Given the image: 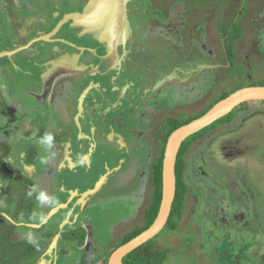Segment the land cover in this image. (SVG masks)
<instances>
[{"label": "flooded vegetation", "instance_id": "af4514ba", "mask_svg": "<svg viewBox=\"0 0 264 264\" xmlns=\"http://www.w3.org/2000/svg\"><path fill=\"white\" fill-rule=\"evenodd\" d=\"M62 1L63 10L57 20L35 8L39 0L30 3L22 0L20 7L16 4L19 8L10 11V25L3 24L9 39L16 37V44L25 43L8 52L27 47L0 58L15 59L14 73L19 77L11 82L14 87L25 85L35 94L40 93L41 83L35 75L47 69L53 60L77 54L71 63L65 62L56 71L62 74L73 67L66 78L58 75L62 84L53 88L52 108L45 104L24 107L13 96V87L11 97L20 108L15 111L5 101L8 89L3 85L9 80L0 75V220L17 232L19 228H28L27 234L38 238L39 248L26 241L31 264H37V256L68 225V228L86 225L87 231H94L98 227L97 217L105 207L116 204L128 208L130 203L137 202L136 196H140L143 187L146 192L148 186H154L152 164L163 150L165 153L177 126L200 118L238 90L264 86V0H141L144 20L168 24L176 17L179 26L182 21L181 54L192 63L199 58L210 68L204 72L197 64L198 78L205 83L181 99L172 96L177 94L170 92L171 88L164 90L158 65L153 69L146 63L150 58L142 55L134 38H130L129 44L113 47L90 38L80 40L67 23L52 35L66 16L80 13L86 4V0H73L70 5L68 0ZM24 23L28 25L23 27ZM34 26L38 34L32 37L29 31ZM20 31H25L24 35ZM47 33L50 36L46 41L39 40ZM59 33L63 36L59 37ZM151 69L154 76L148 73ZM148 79L153 84L143 86ZM151 87H155L154 94L146 95ZM125 90L134 92V96L127 94L119 102L123 98L114 95H123ZM112 97L116 104L111 103ZM116 108L117 112L102 114V110ZM54 120L67 123L53 128ZM20 121L27 124L22 134L15 126ZM44 132H52L55 137L52 151L56 156L48 163L43 162L48 153L39 143ZM18 134L24 139L19 140ZM222 138L226 139L217 147ZM209 166L219 169L222 175L212 173ZM175 173L176 193L182 195L181 207L174 216L175 228L165 227L146 243L150 244L147 251L165 254L159 251L157 240L170 230L176 246L187 240L188 245L184 242L174 253L190 248L188 264H199V256L207 264H214L217 257L225 259L226 264H264V101L244 103L189 137L180 148ZM47 176L60 179V189L65 188L63 192L71 201V204L65 201V207L56 213L59 224L51 222L56 215L50 219V207L40 208L36 194L28 195L33 186L46 191ZM94 189L97 193L91 195ZM189 189L198 190L199 195L206 191L207 197H200L201 201L188 213L184 206ZM210 195L220 207L211 209L207 204ZM25 209L26 214L21 213ZM255 209L263 210L260 220H253ZM229 211L231 214H227ZM33 212L49 215L47 223L37 226L31 222L26 226L20 222L29 221ZM68 217L73 221H67ZM143 222L135 233L146 228V216ZM24 237L19 233L12 235V255L16 258L20 256L19 241ZM120 246H113L110 256ZM69 248L67 254L61 255L70 254L71 258L79 252L82 255L61 264H94L98 258L90 247L83 251L72 245Z\"/></svg>", "mask_w": 264, "mask_h": 264}, {"label": "bare ground", "instance_id": "6f19581e", "mask_svg": "<svg viewBox=\"0 0 264 264\" xmlns=\"http://www.w3.org/2000/svg\"><path fill=\"white\" fill-rule=\"evenodd\" d=\"M77 1L80 2L81 0ZM28 2L30 3V0H28ZM71 2H73V0H68L67 5H70ZM140 2L141 0H86L85 6L80 13L78 12L76 14V17H73L72 14L67 16V25L69 29L76 28L80 32L83 31L86 34L95 36V38H103L106 33L108 34L106 37L109 39L113 38L115 42L122 40L123 43L129 44L130 38H134L133 40H135L136 46L141 49L142 55L144 57L149 56L150 58L146 60V63L152 66L153 69H156V65H158V72L161 75L164 90L171 88L170 92L177 94V96H172L181 99L185 97L188 92L196 91V89L200 88L205 83L204 80L201 81L199 80L200 78H198L199 69L197 68V64H199L204 72H209L210 68L203 64V60L199 58L195 59L197 63L194 61L192 63L190 62L191 60L181 54L179 31L182 21L179 26L180 23L176 17H172L168 24H160L154 19L144 20V13L140 9ZM31 4L33 5V3ZM37 4L35 8L47 14L51 19L57 20L61 16L63 10L62 0H39ZM76 56L77 54L75 53L65 55V57H63L65 58L64 62L71 63L70 60H74ZM72 69L73 67L70 66L62 74H58L51 72L48 68L43 70L39 75L36 74V79L41 83L42 90L40 93L35 94L25 85H16L13 89V93L16 98L24 101L28 105L45 104L47 106L50 105L52 108L54 104L51 100L53 97L51 94L54 86L57 85L59 81L58 75L64 79L69 75ZM153 69L150 71L148 70L151 76L155 74ZM152 81L153 80L148 79V83L142 85L151 86L153 84L151 83ZM128 91L129 90H125L123 95L116 93L114 96L119 98H123L127 94L128 96H134V92L129 93ZM154 91L155 87H151L147 94H145L152 95ZM161 91L162 89L158 92ZM120 100H124V98L119 99V102H121ZM110 101L111 103H117V101L115 102V100H113V97L110 98ZM116 107L118 108V105H116ZM117 108L114 110H102V114H112L117 112ZM98 109L100 110L101 108ZM52 111L54 113L55 110L52 109ZM54 121L56 123H53V128H58L67 123L65 120ZM54 180L57 182L60 181L59 178L53 179V181Z\"/></svg>", "mask_w": 264, "mask_h": 264}, {"label": "rangeland", "instance_id": "374dc122", "mask_svg": "<svg viewBox=\"0 0 264 264\" xmlns=\"http://www.w3.org/2000/svg\"><path fill=\"white\" fill-rule=\"evenodd\" d=\"M21 1L22 0H0V53L14 50L25 44V43H22L23 41H19L18 42L19 44H16L15 42V40L17 39L16 37H12L9 39L8 30L6 29V25H3L6 23L10 25V22H9L10 21L9 20L10 11L13 10V8H19L20 5H22ZM16 4L19 7H16ZM77 13L78 12H73L70 14L75 15ZM12 16L16 17V14L12 12ZM31 20H32L31 22L33 23H35L36 21V20H33V18ZM20 21L22 20L20 19ZM26 21H29V20H26ZM27 25L28 24L24 23L23 27H26ZM57 28H55L54 31ZM20 32L24 35L25 31L24 32L20 31ZM29 32H30L29 35H32V37L38 34L37 30L35 29V26H34V30H30ZM62 34L63 33H59L58 36ZM23 35H21V37H24ZM47 35H49V33H47ZM23 54L27 55L28 53H23ZM14 63H15L14 58L9 59V60L7 59L0 60V75L3 76V79L9 80V82L3 85L4 89H8L5 92L6 103L9 105V107L12 108L13 106L15 111H18V109L20 108L17 106V104H15V102H13L12 97H11V90L14 87L11 84V82L14 81L15 78L16 80H18V77H19V74L15 76L16 73H14ZM26 125L27 124L25 123V121H20L15 124V126L17 127V131H19L20 134H22L23 131L26 130ZM5 130H7V128H5ZM27 130L29 131L30 129L28 128ZM23 139H24V136L19 135V140H23ZM197 175L199 174L197 173ZM1 182L2 181L0 179V189L2 188ZM19 186L20 188H22L24 186V183H21ZM3 190L5 191V188ZM214 190L218 191L217 189H214ZM153 193H154L153 185L148 186L146 192H145V188L143 187V189L140 192V196L138 197L136 196L137 202L130 203V205L127 206L128 208H126L125 206L116 205V204L105 207L102 211H100L101 215L97 217L96 223L98 227L94 231L92 229L87 231L86 225H83V227L79 226L78 228H76V226L73 228H68L69 227L68 225V227H66V230H64L61 233L60 237L59 236L55 237L50 242V244L48 243L46 245V251H43L37 256V260H36L37 264H61L62 262L68 263L70 262V259H75V258H78V255H82L81 254L82 252H79L73 258L70 257V254H68L67 257H65L64 254L61 255L62 252L64 253H66L67 251L69 252L70 251L69 246L71 245L77 247L78 251H83L87 249L88 247H90V250L94 251L98 256V258L94 260V264H107L108 263L107 261L110 258V253H111V249L113 248V246L115 247L120 246L121 244L125 242V238L129 240L135 234V229L139 228V226H141L144 223L143 222L144 217L146 216V213L150 209L152 202H153V198H154ZM202 196L207 197L206 191L205 193H201L199 195L198 190L189 189V192L187 194L186 201H185V206H184V208H186L185 212H188V213L191 212L193 209L192 207H194V205L196 206L197 202L201 201ZM207 204L211 205V209L220 207L217 204V202L214 200L213 195H210L209 199L207 200ZM222 208H225V207H222ZM59 211L60 210H58V212ZM26 212L27 210L25 209L24 212H21V213L26 214ZM262 213H263V210L257 211V209H255L254 210L255 216L253 220L255 221V220H260L261 218H263L261 216ZM52 214L53 213L50 214V219H52L51 218V216H53ZM125 214H127V216L124 217V219H121L123 218ZM227 214H231V211H229ZM58 217L59 216L56 215L51 220V222L55 223L57 221V223L59 224ZM68 220L69 222L73 221L72 217H68L67 221ZM20 222L28 226V224H30L33 221L31 220L25 221L21 219ZM33 223H36V222H33ZM8 225H9L8 223L0 220V264H31L30 263L31 257H29L27 250H26L27 248L26 237H27V231L29 229L19 228L17 232L13 228V226L11 225L8 226ZM39 226H42V225H39ZM63 226L64 224H62V227ZM13 233H19V235L20 234L25 235L24 239L19 241L20 256L18 258L12 255V249H13L12 248V235ZM72 236H75L76 238H72ZM186 241H184L185 243L183 241L180 242L179 246L177 245L178 248H181L183 246V243L184 245L185 244L188 245ZM65 244H67V246H65ZM176 244L177 243H175V239L173 238V232L170 230H166L165 232H163L160 238L157 240L159 251L163 250L165 252V255L167 257V264H188L189 256H191L190 248H188L189 249L188 251L187 249L185 251L183 249H178L174 253V251L177 249ZM200 257L201 256H199L198 263L207 264V262L203 258H200ZM214 260L216 261L214 264L228 263L225 259H222V257H217Z\"/></svg>", "mask_w": 264, "mask_h": 264}, {"label": "water", "instance_id": "95a60500", "mask_svg": "<svg viewBox=\"0 0 264 264\" xmlns=\"http://www.w3.org/2000/svg\"><path fill=\"white\" fill-rule=\"evenodd\" d=\"M77 15H73L76 17ZM67 16L58 26V28L52 33L56 34L58 30L67 22ZM50 35L42 37L39 40L46 41ZM37 40V41H39ZM27 47L20 48L15 52H19L22 49ZM15 52H2L0 53V58L12 56ZM259 102L264 101V86H255L247 87L241 90H238L225 99L218 102L213 106L206 114L201 116L198 119H195L191 123L181 126L175 130L169 137L163 159V169H162V199L160 203L159 213L154 223L144 232L130 240L128 243L117 248L110 256L108 264H124V258L138 249L139 247L145 245L147 242L159 235L164 228L166 227L169 218L172 213V207L176 197V163L178 159V154L183 143L191 136L195 135L199 131L210 126L214 122L226 117L233 110H235L240 105L247 102ZM226 138L220 139L216 146L218 147L221 143L224 142ZM212 173L221 176L222 173L214 168L209 166ZM101 186V185H100ZM98 189V188H96ZM91 195H95L97 191H94ZM59 208L58 210H60ZM53 213L52 215L56 214Z\"/></svg>", "mask_w": 264, "mask_h": 264}, {"label": "trees", "instance_id": "16d2710c", "mask_svg": "<svg viewBox=\"0 0 264 264\" xmlns=\"http://www.w3.org/2000/svg\"><path fill=\"white\" fill-rule=\"evenodd\" d=\"M181 126H177L175 129H178ZM163 159H164V150L160 156L153 164H152V172H153V184H154V193H153V202L150 209L146 213L147 224L146 228L136 232L129 240H126L128 243L130 240L138 236L142 233V231L148 229L157 218L159 213L160 203L162 199V169H163ZM181 198L182 195L179 191L176 193V198L172 207V213L167 223V228L174 229V216L176 212L181 207ZM125 243V244H126ZM150 244H145L124 258V264H167V257L165 254L159 255L157 253H150L147 251L149 249ZM146 251V253H144Z\"/></svg>", "mask_w": 264, "mask_h": 264}, {"label": "clouds", "instance_id": "9594fccd", "mask_svg": "<svg viewBox=\"0 0 264 264\" xmlns=\"http://www.w3.org/2000/svg\"><path fill=\"white\" fill-rule=\"evenodd\" d=\"M54 141L55 137L52 132H45V134L39 140V143L44 146L46 153H48L47 158L43 160L44 163H48L50 159H53L56 156V153L52 151L54 147ZM34 193L36 194L35 198L40 208L48 206L52 210H55L56 208L62 206L54 196L49 195L44 190H40L37 186H33V188L28 192V195L32 196ZM70 214L71 213H69V215ZM29 219L33 222H36L37 226H39L47 223L49 215L33 212ZM26 239L29 244L39 248V240L34 234L28 233Z\"/></svg>", "mask_w": 264, "mask_h": 264}, {"label": "crops", "instance_id": "0c3cea01", "mask_svg": "<svg viewBox=\"0 0 264 264\" xmlns=\"http://www.w3.org/2000/svg\"><path fill=\"white\" fill-rule=\"evenodd\" d=\"M67 23V22H66ZM79 27H83V26H79ZM71 30H73V31H75L76 32V34H75V32L73 33V35L75 36V37H77V39H80V40H82V39H87V38H90V39H92V40H94L95 42H97V43H100V44H104V43H108L110 46H112V45H115V44H119V43H123V41L122 40H118L117 42H115V40L112 38V39H109V38H107L106 37V35H108V34H106L105 33V37H103V38H95V36H92V35H89V34H86V33H84L83 31H78V29H76V28H74V29H71ZM113 47V46H112ZM65 64V62H64V59H63V57L62 58H58V59H56V60H53L52 62H51V64H48L47 65V67L49 68V70L51 71V72H55L56 73V71L58 72V68L59 67H63V65ZM66 65V64H65ZM43 68H46V66H44ZM47 68V69H48ZM62 83L59 81L58 83H57V85H55L54 86V88H57L59 85H61ZM30 88V87H29ZM13 96L15 97V95L13 94ZM15 99L16 100H18L20 103H21V105H23L24 107H30V105H28V104H25L24 102H22L21 100H19L18 98H16L15 97ZM54 179V178H53ZM53 179L52 178H50V177H46V184H47V190H46V192L49 194V195H51V196H54L59 202H60V204L62 205L61 207H58V208H56L55 210H52V213H55V212H58V209L59 208H63V207H65L64 206V202L66 201L67 203H70L71 204V201L68 199V197H67V195H66V193L65 192H63L64 190H65V188L62 186V188L60 189V184H59V182H57L56 180H54L53 181ZM73 187H71L70 189H72ZM69 204V205H70ZM66 207H69L68 206V204L66 205Z\"/></svg>", "mask_w": 264, "mask_h": 264}]
</instances>
